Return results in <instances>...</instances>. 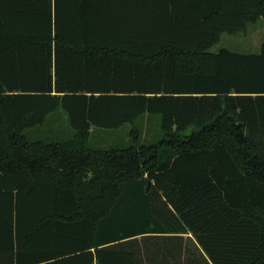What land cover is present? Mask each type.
<instances>
[{
    "label": "trees",
    "instance_id": "trees-1",
    "mask_svg": "<svg viewBox=\"0 0 264 264\" xmlns=\"http://www.w3.org/2000/svg\"><path fill=\"white\" fill-rule=\"evenodd\" d=\"M259 17L264 0H0V264H264V38L208 52ZM59 108L68 140L26 137ZM124 123L130 144H89Z\"/></svg>",
    "mask_w": 264,
    "mask_h": 264
},
{
    "label": "rangeland",
    "instance_id": "rangeland-1",
    "mask_svg": "<svg viewBox=\"0 0 264 264\" xmlns=\"http://www.w3.org/2000/svg\"><path fill=\"white\" fill-rule=\"evenodd\" d=\"M264 38V20L259 17L256 21L247 23L241 31L221 34L220 40L212 45L208 52L216 53L222 48L238 53H258ZM140 128V142L150 144L158 140L160 134V116L148 115L137 120L134 124ZM132 124L124 123L119 128H95L89 132L88 141L94 147H123L130 144L129 131ZM74 133L65 112L59 108L49 114L44 123L24 131L29 140L56 142L68 140ZM148 247H154V239L145 240Z\"/></svg>",
    "mask_w": 264,
    "mask_h": 264
}]
</instances>
